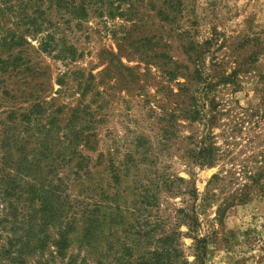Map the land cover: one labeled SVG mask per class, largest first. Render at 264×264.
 Returning a JSON list of instances; mask_svg holds the SVG:
<instances>
[{
	"label": "rangeland",
	"instance_id": "rangeland-1",
	"mask_svg": "<svg viewBox=\"0 0 264 264\" xmlns=\"http://www.w3.org/2000/svg\"><path fill=\"white\" fill-rule=\"evenodd\" d=\"M89 6L0 49V264H264V0ZM48 32L75 59L41 52Z\"/></svg>",
	"mask_w": 264,
	"mask_h": 264
},
{
	"label": "trees",
	"instance_id": "trees-1",
	"mask_svg": "<svg viewBox=\"0 0 264 264\" xmlns=\"http://www.w3.org/2000/svg\"><path fill=\"white\" fill-rule=\"evenodd\" d=\"M175 1L177 2V0ZM93 2L94 4L99 3V6L103 7L104 0H93ZM90 3L91 0H0V17L1 18L10 17L16 19L18 22L16 23V25L19 24L24 27V29L21 31L18 30L17 26H15V29L11 31L8 29L7 30L8 34L6 32V34L3 35L5 37H2L0 39V49L6 48L7 51L14 52L16 54H21L19 48L23 47L24 44H27L25 38L26 35H32V37H35L43 33L42 31H45L43 30L45 29L43 28L45 27L44 25H52V21H51L52 18H49L50 12H55V15H59L60 18L63 19L66 18V20H64L66 23L74 20L80 21L87 18ZM130 6L131 5H129V7ZM117 13L118 14L116 17H125V14L123 13H119V12ZM99 14L101 15L102 12H99ZM109 16L112 17L115 16V14L113 12H110ZM1 27L3 28V26ZM53 35L54 34L52 32H48V34H46V37L44 39H41V42L39 43L41 52L51 53L52 51H55V49H57L58 47L57 44L61 40H56L55 38H53L54 37ZM7 36L9 37V40L7 39ZM6 41L8 42L6 43ZM140 41L142 40L131 42V45L133 46L134 49H137L136 45ZM188 47H189L188 50L191 51L193 48L192 43H190ZM56 51L60 57H64L65 55H67L71 58V60L75 59L76 50L72 46H66L64 44ZM119 51L121 52V48H119ZM158 57H162V55ZM197 59H198V54L196 53L195 60ZM15 60L16 59H14V61ZM17 67L18 66L16 64L14 65L10 61H0V73H1L0 77L6 74L8 75L4 80V85H3V89L4 92H6V94L8 93L9 90H13L14 88L13 86H15L13 84V80L11 82L9 81L11 80L12 77L15 78V76L17 75V73H14V70ZM229 77L230 76L225 77L223 75L221 76L220 79L222 82L226 83L229 81L228 80ZM186 78L189 79V76H186ZM0 83L2 84L3 82ZM38 100H39V103H37L38 105L34 104L33 106L30 107V109H26V112L25 109H23V114L33 115V113H31V109L37 108V106L41 105L43 102V99L38 98ZM191 109H192L191 106L185 107L184 113L186 117L189 118V116H191L190 120L197 119L198 113L196 111H192ZM76 114L79 115L78 112H76ZM194 147L195 149L191 150L192 161L199 162L198 164L200 167H208V168L213 167L217 157L215 153L216 149L214 148V146L210 143H207L205 137H202L199 142V147L198 146H194ZM249 178L252 179L253 184L254 183L259 184L261 182V174L258 173H254L253 175H250ZM216 179H218V176L213 175L210 183L212 182V180H216ZM179 181L185 183V181L182 179H179ZM42 192L43 193L41 194L40 198L43 199L44 197H46L47 199L48 193H46L44 189ZM188 195L191 197V199L193 200L196 199V193L194 189H192V192H189ZM52 196L56 197V194L53 193ZM183 214H195V208H191L189 211H186V213L183 212ZM190 222L187 227L189 231H192L193 221L190 220ZM194 240L196 239L194 238ZM196 242L200 243L201 241L196 240ZM196 260H199V258L197 257Z\"/></svg>",
	"mask_w": 264,
	"mask_h": 264
}]
</instances>
